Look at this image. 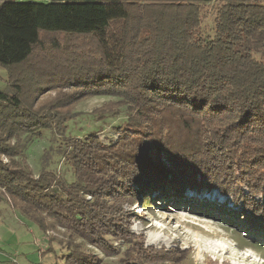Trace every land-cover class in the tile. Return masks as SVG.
<instances>
[{
  "label": "trees",
  "instance_id": "obj_1",
  "mask_svg": "<svg viewBox=\"0 0 264 264\" xmlns=\"http://www.w3.org/2000/svg\"><path fill=\"white\" fill-rule=\"evenodd\" d=\"M45 1L0 4L9 87L0 93V202L44 234L66 230L51 237L47 254L58 244L65 264H101L87 246L112 257L120 242L128 246L121 264L176 262L173 250L146 248L130 231L124 206L151 192L178 201L189 190H217L264 237V4ZM214 2V36L206 39L198 35L202 6ZM97 96L125 107L127 120L108 144L97 133L68 134L76 107ZM106 108L94 114L112 116ZM46 133L43 160L61 156L72 182L51 170L36 178L23 159L21 138Z\"/></svg>",
  "mask_w": 264,
  "mask_h": 264
},
{
  "label": "rangeland",
  "instance_id": "obj_2",
  "mask_svg": "<svg viewBox=\"0 0 264 264\" xmlns=\"http://www.w3.org/2000/svg\"><path fill=\"white\" fill-rule=\"evenodd\" d=\"M260 2L264 4V0ZM218 6V2L202 6L203 25L198 31L199 36L206 39L214 36V20ZM253 53L259 54L255 49ZM7 77V70L0 66V93L9 92ZM52 96L53 94H50L46 100ZM107 106L115 111L114 114L106 119H99L94 112L106 109L107 113ZM124 109L116 98L90 97L76 107L78 116L68 124V134L84 138L90 133H97L100 140L108 144L110 139L117 138L115 129L127 120L126 114L122 112ZM50 137L49 133L44 134L41 139L33 140L23 136L21 138L23 159L36 178L43 170H51L70 183L73 181V172L65 165L61 156L45 157L46 161L43 160L44 153L51 146ZM44 162L46 165H43ZM47 164H50V167H47ZM45 167L47 169H44ZM148 197L152 201L150 205L144 204ZM6 208H11L8 202H0V209ZM124 211L126 215L133 214L129 220L130 231L135 238L144 237L146 248L173 250V253L177 254L179 260L168 264H264V237L252 235L240 212L241 208L235 206L229 197L217 190L211 192L204 190L200 193L189 190L178 201L158 198L156 192H151V195L148 193L138 197L135 205H125ZM19 213L21 218L37 228L35 232H41L31 220ZM66 233L63 228L52 226L46 234L49 237L63 239ZM118 244L122 248L121 254L112 257H107L95 246L88 245L87 248L102 260L101 264H121L120 259L125 258L123 254L128 246L120 242L115 246ZM54 247L56 252L46 258L44 264H65L62 257L67 251L58 244Z\"/></svg>",
  "mask_w": 264,
  "mask_h": 264
},
{
  "label": "crops",
  "instance_id": "obj_3",
  "mask_svg": "<svg viewBox=\"0 0 264 264\" xmlns=\"http://www.w3.org/2000/svg\"><path fill=\"white\" fill-rule=\"evenodd\" d=\"M5 1L0 0V4ZM40 1L44 0L36 2ZM36 229L19 212L0 209V264H44L53 254H47L51 237Z\"/></svg>",
  "mask_w": 264,
  "mask_h": 264
}]
</instances>
